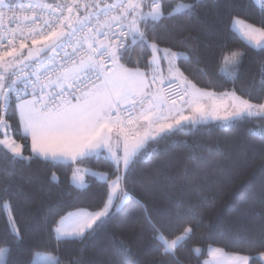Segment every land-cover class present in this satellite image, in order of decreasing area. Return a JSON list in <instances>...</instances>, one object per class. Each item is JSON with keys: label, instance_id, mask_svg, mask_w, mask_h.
I'll list each match as a JSON object with an SVG mask.
<instances>
[{"label": "snow or ice", "instance_id": "snow-or-ice-1", "mask_svg": "<svg viewBox=\"0 0 264 264\" xmlns=\"http://www.w3.org/2000/svg\"><path fill=\"white\" fill-rule=\"evenodd\" d=\"M253 116L264 0H0V264H32L33 238L68 264H200L182 250L218 230L258 253L231 264H264V166L253 187L246 158L204 143Z\"/></svg>", "mask_w": 264, "mask_h": 264}, {"label": "trees", "instance_id": "trees-1", "mask_svg": "<svg viewBox=\"0 0 264 264\" xmlns=\"http://www.w3.org/2000/svg\"><path fill=\"white\" fill-rule=\"evenodd\" d=\"M18 2L23 3L24 0H18ZM170 5H181L184 3V0H166ZM214 14V13H213ZM235 42L231 47L239 48L243 43L241 35L235 33ZM248 71L255 72L257 71V64L255 60H250L247 65ZM264 139V121H261L259 117H250L248 122L242 124L240 127L233 129L232 131L222 130V131H213L210 136L204 137L205 144H211L213 146L218 145L219 153L225 155H231L233 153H238L241 157L246 158L249 162V167L246 169L245 174L241 177V182L250 183L253 187L258 186L261 176V167L264 166V145L261 141ZM219 158V157H217ZM87 179V178H86ZM95 179V178H93ZM239 187V185H238ZM146 200L151 205L153 201L150 197H146ZM87 203H92V201H86ZM40 211V198L39 195L36 197V203L33 205L31 212H26L21 221V226L26 227L32 220V216ZM235 216V212L231 209L226 210L221 217L220 223L222 225L230 224ZM0 230H2V225H0ZM222 232L217 231L216 238L219 242L213 243L211 240H201L190 244L188 248H185L181 252V256L185 259L188 258L189 250L191 247H199L203 255L200 256V264H204V261L209 257V248L215 247L222 249L226 253L236 254L242 256H257L258 253L255 251H249L247 248L239 247L228 240H221ZM103 238L101 237V240ZM101 241H97L94 245L88 248L87 255L92 257L96 255V250ZM31 250L30 253L26 252L24 255L25 259H30L32 264L34 262L35 256L37 254H47L57 258L61 264H68V260L73 252L71 246L60 247L56 250L55 245L45 239L36 240L31 239L27 245ZM133 252L137 253V258L146 259L147 256L143 248H138L136 243L133 242ZM192 264H195V260L192 261ZM251 264V262H250Z\"/></svg>", "mask_w": 264, "mask_h": 264}, {"label": "crops", "instance_id": "crops-1", "mask_svg": "<svg viewBox=\"0 0 264 264\" xmlns=\"http://www.w3.org/2000/svg\"><path fill=\"white\" fill-rule=\"evenodd\" d=\"M239 35H241L240 32H238ZM87 177H85L86 179ZM216 249L215 247L209 248V257L204 261L208 262V264H231L232 261H235L239 257H243L242 255H236V254H229L220 249V251L214 256L213 252H215ZM251 262V259L249 260V264Z\"/></svg>", "mask_w": 264, "mask_h": 264}, {"label": "rangeland", "instance_id": "rangeland-1", "mask_svg": "<svg viewBox=\"0 0 264 264\" xmlns=\"http://www.w3.org/2000/svg\"><path fill=\"white\" fill-rule=\"evenodd\" d=\"M253 117H255V116H253ZM54 260H57V258L54 256L47 255V254H37L35 256L34 262L36 264H45L46 261H54Z\"/></svg>", "mask_w": 264, "mask_h": 264}, {"label": "built area", "instance_id": "built-area-1", "mask_svg": "<svg viewBox=\"0 0 264 264\" xmlns=\"http://www.w3.org/2000/svg\"><path fill=\"white\" fill-rule=\"evenodd\" d=\"M35 2H36V0H24L23 3L26 5L28 3H35ZM4 23H5V25H7V20H5Z\"/></svg>", "mask_w": 264, "mask_h": 264}]
</instances>
